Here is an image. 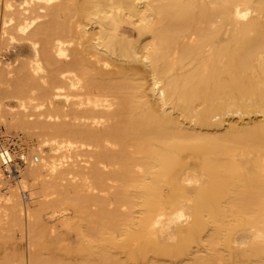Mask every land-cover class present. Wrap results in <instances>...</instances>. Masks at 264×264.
Instances as JSON below:
<instances>
[{
    "label": "bare ground",
    "instance_id": "1",
    "mask_svg": "<svg viewBox=\"0 0 264 264\" xmlns=\"http://www.w3.org/2000/svg\"><path fill=\"white\" fill-rule=\"evenodd\" d=\"M0 264H264V0H0Z\"/></svg>",
    "mask_w": 264,
    "mask_h": 264
},
{
    "label": "rangeland",
    "instance_id": "2",
    "mask_svg": "<svg viewBox=\"0 0 264 264\" xmlns=\"http://www.w3.org/2000/svg\"><path fill=\"white\" fill-rule=\"evenodd\" d=\"M13 51H15V49H13Z\"/></svg>",
    "mask_w": 264,
    "mask_h": 264
}]
</instances>
